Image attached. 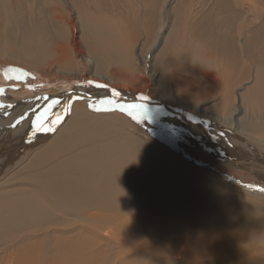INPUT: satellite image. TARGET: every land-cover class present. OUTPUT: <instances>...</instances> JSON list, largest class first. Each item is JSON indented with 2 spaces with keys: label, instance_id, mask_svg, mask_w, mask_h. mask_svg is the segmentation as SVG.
<instances>
[{
  "label": "bare ground",
  "instance_id": "bare-ground-1",
  "mask_svg": "<svg viewBox=\"0 0 264 264\" xmlns=\"http://www.w3.org/2000/svg\"><path fill=\"white\" fill-rule=\"evenodd\" d=\"M89 1L94 0L72 1V12L78 11L79 20L71 18L69 21L68 41H52L35 17L21 19L14 9L15 0H0V65L13 64L28 75V79L20 83L5 82L0 90L1 111L8 102L10 105L24 101L20 104V115L11 122L13 125L3 123L11 129L8 132L3 126L7 133H0V148L7 147L0 152V175L23 159L29 164L19 170L30 169L29 175L35 179L34 196L20 193L0 204V234L47 219L48 210L40 202L41 197L60 215L75 216L73 219L82 229L93 234L102 232L114 242L115 249L106 264H118L117 259L126 254L134 256L133 252L145 260L162 259L160 264L167 259L172 264H177L173 263L175 260L192 259L189 261L193 264L201 261L195 260L197 256L213 262L217 258L211 255L216 256L218 247L214 243L223 242L226 233L231 234L233 250H242L243 240L256 237L261 240L256 241L254 247H263L264 121L251 113L252 101L259 102L258 98L264 95L262 64L256 65L257 77L252 85L242 95L234 93L235 98L225 84L216 89L209 84L199 86L178 78H171L166 90L157 91L155 84L163 76L151 70L152 51L145 52L143 57L135 53L128 61L129 66L121 68L116 65L120 52L108 47L104 64L96 53V43L99 40L108 43L109 32H99L105 37L96 41L98 32L92 26L81 34L80 44L85 45V50L79 46L74 34L87 20L85 6ZM42 28L44 32H40ZM234 38L231 33L228 60L231 57V61L238 62L240 52ZM127 55L123 53L122 57L127 58ZM234 68L235 64H231V73ZM240 71L243 76L244 68ZM88 81L94 84L89 85ZM113 90L119 95L113 96ZM81 96L84 98L79 99ZM45 97L58 98L60 103L50 106L52 99L45 100ZM114 100L136 108L141 107L143 101L148 102L150 108L154 105L159 110L150 111L147 117L153 118L161 126L158 128L168 133L169 139L187 142L229 171L242 175L244 170L248 171L263 182L262 188L255 186L261 192L249 191L241 187L239 181L216 177L214 172L185 160L141 132L120 112L95 113L88 108L89 104H112ZM67 103H71V110L62 114ZM14 111L6 117L15 114ZM33 113L43 114L44 120H56L59 115L63 122L55 132L33 136L31 127L27 128L36 119ZM114 116L121 118L124 124ZM3 121L6 120L3 118L0 126ZM21 128L27 129L22 137L16 138ZM99 130L104 131L103 135L96 134ZM175 165L204 178L212 177L223 186L254 196L260 202L230 195ZM14 171L0 181V187L10 182ZM87 239L83 235L73 243L76 251ZM252 245L248 244L247 249ZM69 251L75 254L74 249ZM244 255L250 258L240 264L264 262V250L247 251ZM8 262L25 264L14 257Z\"/></svg>",
  "mask_w": 264,
  "mask_h": 264
},
{
  "label": "rangeland",
  "instance_id": "rangeland-1",
  "mask_svg": "<svg viewBox=\"0 0 264 264\" xmlns=\"http://www.w3.org/2000/svg\"><path fill=\"white\" fill-rule=\"evenodd\" d=\"M15 1L17 2V7L14 9L17 10L16 12L20 15L21 19L25 20L29 16L35 17L42 23L43 28L50 35L52 41H63L65 39L68 41L70 38L69 21L71 18L79 20V15L76 14L78 11H75L76 13L72 12V8L74 7L72 5L73 0ZM85 7L87 20L81 26L82 31L77 30L74 34L79 46L82 45V43L80 44L83 39L82 32L88 31L87 27L92 26V29L94 28V31L98 32L96 41L98 40L97 38H104V34L109 32L107 36H110V41L108 43L107 41L103 43L99 40L100 43L98 41V44L100 48L96 43V49L98 50L96 53L101 57L100 60L103 63L107 61L105 52L111 47L117 52H120L117 54L120 57H118L119 60H116V65L121 68L129 66L128 61L132 60L135 53L143 57L145 52L152 51L150 60L152 64L151 70L157 73V75L163 76L160 78L159 83L155 84L157 91L166 90L170 81L178 78L187 79V82L199 86L208 87L209 84V87L214 86L216 89H219L225 84L227 85L228 91H230L229 93L234 95V93L238 92L242 95L257 77L256 65L260 63L264 69V0H94L92 3L89 1ZM99 23L101 24L99 25ZM43 28L40 32H44ZM99 32H103L104 34L100 35ZM231 33L235 35V44L239 48L237 52H240V61L238 62L234 59L231 61V57L228 60L229 56H231ZM114 35L118 38L116 39ZM227 37L229 40H227ZM74 44L77 46V43ZM82 46L84 48L83 50H85V45ZM119 47L120 49L122 48V51ZM205 47L208 51H205L207 50ZM214 48H216L217 52ZM99 49L102 51L103 57ZM227 49L230 50H228L230 54ZM123 53L124 55L129 53L127 58L122 57ZM231 64H235V71H232V73ZM241 67L244 68L243 76L240 71ZM27 76L26 72L18 66L13 64L0 65V90L6 85L5 82L20 83L23 80H27ZM33 86L35 87V85ZM64 96L66 95L62 97ZM26 99L28 98H22L21 100ZM258 99L260 103L257 100L252 101L254 104L255 102L257 103L251 106V109H254H252L251 113L264 121L262 119L264 118V95ZM23 102L18 101L15 104L11 102L12 104L10 105L8 102L5 105L9 106L7 109L5 106H2L4 108H2L3 112L0 109V114L3 116L0 117L1 120L4 118L6 121L1 123L0 133L9 132L11 129L10 125H13L11 124L12 120L17 118L21 113L20 104ZM91 105L97 109H101V111L89 109L95 113L117 111L124 114L129 122L141 130V132L165 145L185 160L214 172L216 177L223 176L228 181L236 183L239 181L238 183L241 187L249 189V191L261 192L255 187L256 185L259 188L263 186V182L257 177L248 171L245 172L244 169H242L244 170L243 175L238 171H229L225 166L218 165L213 158L208 157L201 150L185 141L173 142L174 140L169 139V136L166 135L168 133L163 128H158L161 126L153 118L149 119L146 117L143 123H138L143 118L142 114L138 112L136 113L126 109L121 111L118 108L105 111L102 108V103ZM261 107L263 108L261 109ZM16 110H19V112ZM10 111L16 113L10 117H6ZM164 111L166 110L164 109ZM116 118V120L119 119L118 121L120 123L124 122L121 118ZM3 123L10 125L6 126ZM3 126L4 128L6 127L5 129L7 131L2 129ZM29 127L27 128L29 129ZM25 129L22 130L21 128L20 135L16 138L22 137ZM103 133L104 131L102 130L96 131L97 135H103ZM13 139L8 142L10 143ZM6 148L4 146L1 147L0 152L3 149L6 150ZM22 160L19 163L13 164L8 171L3 172V175L1 174L2 176L0 175L1 181L15 170L10 182L0 187V204L20 193L35 195V191L32 189V186L35 184V179L29 175L32 171L30 169L24 172L22 169L19 170L29 164L27 160L24 162ZM19 165L20 167L17 168ZM176 167L207 184L214 185L224 192L227 191L230 195L233 193L237 198L249 200L253 203L260 202L254 196L244 195L232 190L231 187L223 186L221 182L218 183L212 177L204 178L196 173L184 170L179 166ZM5 168L7 169V167ZM49 198L53 200V197L49 196ZM39 199L48 210L47 219H42L34 224L21 226L13 232H3L0 234V264H11L8 262L11 257L16 258V260L19 259L25 264H71V262H77V264L107 263L108 256L115 249L113 241L109 240L102 232L93 234L88 229H82L77 225L75 216L70 214L60 215L55 210V207L50 208L43 198L39 197ZM226 234L227 236L225 237L227 238L223 242L214 243L215 247L218 246L217 253L215 254L217 257L213 254L211 256L217 258L216 261L208 262L197 256L195 260L201 261L193 264H236L237 261L240 264L250 258L244 255L247 251L253 253V251L261 252V250H264V246L260 248L254 247V243L261 240L260 237L246 241L243 240L241 243L242 250H233L231 246V234ZM83 235L88 237L86 240L87 243L76 251L73 243L78 242V238ZM248 244L253 245L247 249ZM71 248L75 251L74 255L69 251ZM133 254L134 256H128L126 254L124 257H120L117 259V263L146 264L150 262L151 264H160L159 261L162 260H157L156 258L145 260L144 258H138L137 252H133ZM189 260L192 259L175 260L173 263L191 264ZM12 262L15 263L16 261L12 260ZM163 264L172 263L170 259H167L164 260ZM246 264H264V262L252 261Z\"/></svg>",
  "mask_w": 264,
  "mask_h": 264
},
{
  "label": "snow or ice",
  "instance_id": "snow-or-ice-1",
  "mask_svg": "<svg viewBox=\"0 0 264 264\" xmlns=\"http://www.w3.org/2000/svg\"><path fill=\"white\" fill-rule=\"evenodd\" d=\"M87 83L89 85H93L94 84L93 81H88ZM95 86H97V87H107L106 85H100V84H96ZM112 95L113 96H118L119 93H117L115 90H113ZM78 98L79 99H83L84 97L81 96V97H78ZM44 99L45 100L52 99V103H51L50 106H55V105L60 103L58 98L45 97ZM71 100H72V97L70 96L69 97V101H71ZM89 108H91L94 111H101V109H97L91 104H89ZM70 110H71V103H67L64 106L62 114L63 113H69ZM104 110L107 111V110H111V109H104ZM120 110L124 111L123 106H121ZM33 114L36 115V113H33ZM129 115H131V113H129ZM146 115H147V110H143V112H142V117L143 118H142L141 121H138V123H143L144 120L146 119ZM23 118L24 117H22V119ZM62 122L63 121L60 119L59 115L57 116L56 120H51V119L44 120L43 119V114H39V115H36V119L31 122L30 127H31V131H32L33 136H36L39 133H52V132L57 131L59 126H61Z\"/></svg>",
  "mask_w": 264,
  "mask_h": 264
},
{
  "label": "water",
  "instance_id": "water-1",
  "mask_svg": "<svg viewBox=\"0 0 264 264\" xmlns=\"http://www.w3.org/2000/svg\"><path fill=\"white\" fill-rule=\"evenodd\" d=\"M119 102L120 101H115V103H112V104H108L107 102L106 103H102L103 104L102 108L103 109H115V108L120 109L121 106H123L124 109H126V110H132V111H134L136 113L138 111H140V112H138L140 114H142L143 110L146 109L147 111H149L148 114L146 115V117L150 115V111H153L154 110L156 112V111L159 110V109L155 108L154 105H153V107L150 108L148 106V102H145V101L142 102L141 107H139V108H136V107H134L132 105H125V104H122V103H119ZM132 103L138 104L137 102H132Z\"/></svg>",
  "mask_w": 264,
  "mask_h": 264
}]
</instances>
